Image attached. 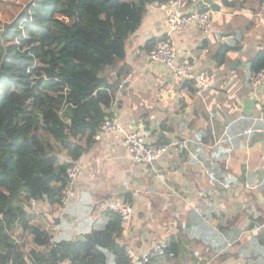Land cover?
Returning a JSON list of instances; mask_svg holds the SVG:
<instances>
[{
	"label": "crops",
	"instance_id": "crops-1",
	"mask_svg": "<svg viewBox=\"0 0 264 264\" xmlns=\"http://www.w3.org/2000/svg\"><path fill=\"white\" fill-rule=\"evenodd\" d=\"M203 2L220 13L207 34L196 24L170 33L163 7L148 6L125 41L124 60L104 73L117 84L111 105L102 106L105 118L126 132L142 122L147 144L176 145L146 166L131 160L122 132L94 138L77 160L82 169L67 205L19 202L53 242L84 240L112 213L122 228L117 242L132 250L134 261L174 240L183 264H264V123L252 122L264 104V85L259 101L248 105L254 74L249 63L264 51V0H194L190 9H204ZM161 40L175 47L177 61L201 55L197 69L209 86L199 90L151 60L149 52ZM128 72L132 78L122 85ZM245 127L253 128L250 136L242 134ZM110 202L131 208L127 224L108 208ZM10 229L13 237L20 231L17 224Z\"/></svg>",
	"mask_w": 264,
	"mask_h": 264
},
{
	"label": "trees",
	"instance_id": "trees-1",
	"mask_svg": "<svg viewBox=\"0 0 264 264\" xmlns=\"http://www.w3.org/2000/svg\"><path fill=\"white\" fill-rule=\"evenodd\" d=\"M167 1L0 0V264H183L174 240L162 255L132 262L112 213L84 240L53 242L16 203L20 191L26 202L60 203L69 162L92 147L102 106L115 98L105 69L124 60L125 41L147 7ZM261 69L264 51L249 63L251 73ZM11 224L20 227L15 237Z\"/></svg>",
	"mask_w": 264,
	"mask_h": 264
},
{
	"label": "built area",
	"instance_id": "built-area-1",
	"mask_svg": "<svg viewBox=\"0 0 264 264\" xmlns=\"http://www.w3.org/2000/svg\"><path fill=\"white\" fill-rule=\"evenodd\" d=\"M194 0H168L166 3L161 4L166 14V25L169 32H176L186 29L192 24L199 26L203 34L209 33L212 28V22L214 17H219L220 13L213 10L206 2L202 4L206 7L202 10L190 9ZM149 58L153 61L159 62L163 65L169 74L177 80H193L197 89L203 90L209 86L206 73L197 69V63H200L202 56L199 55L188 62L177 61V51L175 47L168 40H161L157 42L149 52ZM132 78V73L128 72L123 77L121 84H129ZM261 85H264V69L254 73L251 77L249 96L257 99L258 89ZM253 123H264V104L260 106V109L255 117L252 118ZM252 127H245L242 130V134L250 136L253 133ZM111 132L123 133V144L126 147L131 160L134 163L151 166L160 162L162 157L168 153L169 149L176 145L173 144H159L150 145L145 142L146 130L144 123H140L137 131L126 132L120 123L113 119L105 118L96 129L94 134L95 139H100L102 135ZM82 166L77 161L69 162V166L66 169V181L67 184L63 190L62 197L60 199L61 205L65 206L74 197V185L80 175ZM108 208L118 213L123 225L127 224L131 218L132 210L128 205L124 203L110 202ZM126 255L131 261L136 258L130 248L125 250ZM163 249L156 247L153 250L152 255H162ZM57 264H73L72 261L66 259L59 261Z\"/></svg>",
	"mask_w": 264,
	"mask_h": 264
},
{
	"label": "water",
	"instance_id": "water-1",
	"mask_svg": "<svg viewBox=\"0 0 264 264\" xmlns=\"http://www.w3.org/2000/svg\"><path fill=\"white\" fill-rule=\"evenodd\" d=\"M105 73H106V74L109 73V68H106V69H105ZM252 98H253V97H252ZM256 102H257V100L253 98L252 100H249V104H248V105H251V103L255 104ZM152 175H153V169L150 168V169L148 170L147 177L152 176Z\"/></svg>",
	"mask_w": 264,
	"mask_h": 264
},
{
	"label": "rangeland",
	"instance_id": "rangeland-1",
	"mask_svg": "<svg viewBox=\"0 0 264 264\" xmlns=\"http://www.w3.org/2000/svg\"><path fill=\"white\" fill-rule=\"evenodd\" d=\"M20 197H22V193H21ZM19 202L21 203L22 201H16L17 204H20Z\"/></svg>",
	"mask_w": 264,
	"mask_h": 264
}]
</instances>
